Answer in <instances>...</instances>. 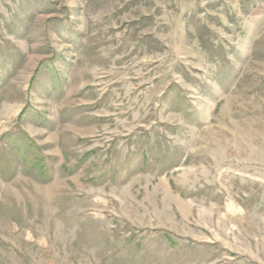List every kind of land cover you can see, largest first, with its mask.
Wrapping results in <instances>:
<instances>
[{
    "label": "rangeland",
    "instance_id": "rangeland-1",
    "mask_svg": "<svg viewBox=\"0 0 264 264\" xmlns=\"http://www.w3.org/2000/svg\"><path fill=\"white\" fill-rule=\"evenodd\" d=\"M0 264H264V0H0Z\"/></svg>",
    "mask_w": 264,
    "mask_h": 264
}]
</instances>
